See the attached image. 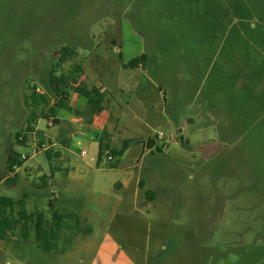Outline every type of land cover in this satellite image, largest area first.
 Here are the masks:
<instances>
[{
  "label": "rangeland",
  "instance_id": "1",
  "mask_svg": "<svg viewBox=\"0 0 264 264\" xmlns=\"http://www.w3.org/2000/svg\"><path fill=\"white\" fill-rule=\"evenodd\" d=\"M233 1L0 0V195L26 196L27 210L43 212L49 224L57 198L55 210L78 213L92 230L78 236L64 230L58 247L69 248L67 254L44 259L79 264L78 247L90 240L98 246L84 264H93L108 238L117 254L122 246L139 255L137 264H144L142 255L150 257L147 264H264V0H242L256 6L257 16L234 11L241 0ZM64 48L75 55L64 56ZM143 54V69L123 68ZM79 67L89 80L101 74L106 85L130 84L118 97L123 110L148 121L147 132L173 137L159 161L168 183L157 186L176 201L178 213L158 230L165 234L154 252L147 245L154 214L136 212L129 192L115 185L126 170L135 172L126 169L131 151L116 160L125 171L110 169L107 156L99 166L96 142L45 118L53 97L50 105L33 107L30 89L47 94L52 71L78 79ZM34 113L35 132L26 133ZM60 117L70 114L60 110ZM178 127H185L187 148ZM62 139L71 142L68 148ZM10 149L27 157L14 183L7 180L13 178L6 169ZM49 151L64 170L45 188ZM59 152L68 159L57 160ZM175 173L183 178L174 180ZM30 227L20 225L0 241V264L48 262L22 260L45 256Z\"/></svg>",
  "mask_w": 264,
  "mask_h": 264
},
{
  "label": "crops",
  "instance_id": "2",
  "mask_svg": "<svg viewBox=\"0 0 264 264\" xmlns=\"http://www.w3.org/2000/svg\"><path fill=\"white\" fill-rule=\"evenodd\" d=\"M124 69L126 65H123ZM136 68H142V64H140ZM143 69V68H142ZM83 74L80 75L78 78V85H83L87 89L98 88L102 93L103 98V110L100 113L92 114L91 113V106L88 103V100L84 97H81L79 94L75 93L74 91H70V96L68 100V105L72 108V111H68L66 109H57L55 119L56 122L54 127L64 125L66 127V131L70 132L71 135H82L83 140L86 142H96L98 144V156H99V149H100V142L102 139L105 140V143H109L112 147L120 149L124 142L129 140L131 144L127 151L124 153L126 155L128 152L131 151L133 159H132V166L127 167L126 169H133L135 170L134 174H131L129 171L126 170L127 175L124 176L122 181L115 183L118 188L123 192H129L131 196V206H133L136 212H152L154 214V223H150L148 225L149 232L151 233V237H148L147 245L148 251L154 252V246L156 243V238L164 235L165 233H161L158 231L159 229H167L168 224L174 222L176 218V214L178 213V207H176V201L170 200L167 198L168 191H166L163 187L157 186L158 181L160 183L165 184L167 182V178L164 174V170L162 165L160 164V160L162 156H165L168 144L164 145L161 144L158 139L156 138L155 133H150L145 130L147 128L146 120L140 121V119L135 116L131 115L130 113H126L123 108L120 106V99L118 97L124 91L130 90V84H124L123 82H115L113 84H107L102 81L101 74L98 79L96 80H89L86 77L85 71L82 72ZM89 80V81H87ZM136 89V87L134 88ZM60 110H65L69 112L70 117L64 118V121L60 117ZM147 119H149V115H147ZM146 121V122H145ZM53 127V126H52ZM178 136H182L185 139V127H178ZM128 132L133 134V138L129 139ZM42 134V133H41ZM44 138V134H43ZM154 139V142H149L148 140ZM173 139V137H171ZM180 143L183 144L184 148L188 147V142L186 139ZM63 144L66 145L65 148H68L71 144L70 141L66 139L60 140ZM59 141V142H60ZM174 142V141H173ZM54 145L53 142H51ZM179 143V141L177 142ZM79 145L82 144L81 141L78 142ZM170 144V143H169ZM135 145V148L133 146ZM83 152H86L85 149L82 148L81 155L84 156ZM86 155V154H85ZM111 155L109 151H107L104 156ZM123 155V156H124ZM113 156V155H112ZM114 157V161L109 164L110 169L117 170V171H125L119 168L118 163L116 162L118 157ZM49 158V157H48ZM103 158V157H102ZM66 161L68 156H63L61 152L57 154V160ZM50 162V172L47 174L49 178H46V183H44V187L48 188V181H50L49 186L53 183L55 184L56 180V173L64 170L63 165L56 164L54 165L52 158H49ZM102 160L99 159V166ZM116 164L115 168H112L111 165ZM23 166V165H22ZM21 166V167H22ZM19 168L16 170V174H12L13 178H16V175L19 172ZM183 175L175 173L173 178L180 179L183 178ZM9 177H7L8 180ZM172 179V178H171ZM5 179L2 178L1 182ZM168 183V182H167ZM163 188V189H162ZM153 193L154 197L151 200H148V194ZM3 196V195H0ZM9 197V196H7ZM26 197V196H25ZM55 198V197H54ZM27 200V197H26ZM169 201H172L170 203ZM57 202V198L54 199L51 203L54 204ZM153 210V211H151ZM157 211V213L155 212ZM64 213L75 214L80 217V215L74 211H66ZM143 213V214H144ZM84 223L85 220L82 219ZM166 227H163L165 226ZM161 227V228H160ZM94 232V231H93ZM148 233V232H147ZM167 234V232H166ZM78 236V234H76ZM80 235V234H79ZM74 238H67L66 240L71 241V244H75ZM60 241H57L59 244ZM94 246H98L94 242L88 240L84 244L79 245L78 249L81 252L76 253V258L79 264H84L86 262V253L88 250ZM99 253L94 259V263L96 261L101 260L103 263L100 264H137V257H133V255L128 254L122 251L123 247L121 246V253L117 254L115 251L118 248L116 242H113L111 239L105 238L103 243H100ZM40 250V249H39ZM69 248L65 249V251H54L51 253L44 252L45 256L41 254H31L32 256L22 255V260L24 261H48L43 257L46 255L52 256L53 254L57 255H65L67 254ZM138 250V249H137ZM33 253V252H32ZM140 253V251H139ZM20 254V253H19ZM23 254V253H21ZM29 257V258H26ZM150 257H146L142 255V260L144 264H147ZM98 259V260H97ZM51 264L55 260L49 259ZM49 261L46 263L48 264ZM90 261V260H89ZM8 264V263H7ZM37 264V263H34ZM50 264V263H49Z\"/></svg>",
  "mask_w": 264,
  "mask_h": 264
},
{
  "label": "trees",
  "instance_id": "3",
  "mask_svg": "<svg viewBox=\"0 0 264 264\" xmlns=\"http://www.w3.org/2000/svg\"><path fill=\"white\" fill-rule=\"evenodd\" d=\"M237 0L233 1L236 2ZM242 5V0L239 4L233 5L234 11L246 12L249 10L254 16H257L258 10L251 2L249 5L245 3ZM62 53L66 57H72L75 55V52L69 48L62 49ZM147 60L145 54L140 57L132 60L126 67L136 68L142 62ZM82 72V68H78ZM78 79L73 78L69 75H57L54 71L50 74V84L48 87L47 94H41L37 92V88L30 89L32 91L31 98L33 99V107L38 108L40 106L50 105L51 98L55 99V103L51 105V116H45L46 119L51 121L54 119L56 122L55 115L57 109H66L72 111V108L68 105V100L70 96V91H74L79 94L81 97H84L88 100L89 105L91 106V113L97 114L103 110V98L102 93L98 88L87 89L83 85H78ZM51 95V96H50ZM27 105L29 103L27 102ZM39 119L38 115L34 113L27 123L26 133L35 132L34 126ZM149 142H154V139L148 140ZM131 144V141L127 140L124 142L123 146L120 149L112 147L108 142L105 143V140L102 139L100 142L99 149V159L102 160L104 154L109 151V153L115 157H122L127 151ZM47 156L51 158V152H47ZM24 164V161L21 160V155L17 154L14 150L10 149L7 159V173L16 174L17 168L21 167ZM112 168L116 167V164L111 165ZM16 178H8L9 183H14ZM43 182L46 183V178H43ZM154 197L153 193L148 194V200H151ZM50 208H53L52 222L49 224L46 219V215L43 212H33L30 213L27 210V200L26 197L23 199L15 200L12 197L0 196V241H5L8 239L9 235L16 230L17 227L21 225L22 229L26 232H29L31 227L30 224L34 223V231L36 233V239L38 242L39 248L47 253L54 251H59V244L57 241L61 239L62 233L64 230H71L75 234L79 233H89L91 228L87 226L83 227L82 219L75 214L70 213H60L55 210L53 203H50ZM73 223V224H72ZM75 225H77L75 227ZM27 237V236H26ZM65 251V249H60Z\"/></svg>",
  "mask_w": 264,
  "mask_h": 264
},
{
  "label": "built area",
  "instance_id": "4",
  "mask_svg": "<svg viewBox=\"0 0 264 264\" xmlns=\"http://www.w3.org/2000/svg\"><path fill=\"white\" fill-rule=\"evenodd\" d=\"M156 138H157L158 140H160V141L165 140L164 143H167V144L173 142L172 139H167V140H166L165 135H164L163 133H158L157 136H156ZM36 153H37V152H36ZM83 154L85 155L86 152H83ZM107 158H108V162H110V163L114 161V157H113L112 155H108ZM26 159H27V157H26L25 155H21V160H22V161H24V160H26Z\"/></svg>",
  "mask_w": 264,
  "mask_h": 264
},
{
  "label": "water",
  "instance_id": "5",
  "mask_svg": "<svg viewBox=\"0 0 264 264\" xmlns=\"http://www.w3.org/2000/svg\"><path fill=\"white\" fill-rule=\"evenodd\" d=\"M180 140L183 142V138L181 137Z\"/></svg>",
  "mask_w": 264,
  "mask_h": 264
}]
</instances>
